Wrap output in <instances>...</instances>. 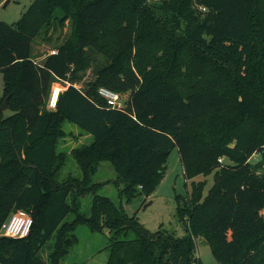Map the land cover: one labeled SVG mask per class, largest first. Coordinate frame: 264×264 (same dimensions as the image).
I'll return each instance as SVG.
<instances>
[{"label": "trees", "instance_id": "trees-1", "mask_svg": "<svg viewBox=\"0 0 264 264\" xmlns=\"http://www.w3.org/2000/svg\"><path fill=\"white\" fill-rule=\"evenodd\" d=\"M67 21L56 52L36 61L35 39ZM90 48L108 62L82 89ZM0 70V106L9 97L14 112L0 110V229L20 209L33 218L28 237H0V264H61L81 223L115 231L108 264H203L199 237L219 264H264V169L250 162L264 155V0H34L0 21ZM58 81L69 85L49 110ZM100 87L128 94L125 106L109 107ZM68 122L94 139L70 152L82 175L62 179ZM174 148L188 180L214 173L207 195V181H193L179 203L185 237L149 232L94 192L106 161L128 199L152 195Z\"/></svg>", "mask_w": 264, "mask_h": 264}, {"label": "rangeland", "instance_id": "rangeland-1", "mask_svg": "<svg viewBox=\"0 0 264 264\" xmlns=\"http://www.w3.org/2000/svg\"><path fill=\"white\" fill-rule=\"evenodd\" d=\"M33 1L0 0V21L10 24L17 22ZM162 1L149 0V3L158 5ZM70 32L71 24L67 21L65 27L56 28L51 32V36L48 37L46 33H43L37 37L32 50L36 61L42 62L47 54L54 50L56 45L63 41ZM89 56L91 60L90 68L82 72L80 76H83V79L76 82V85L82 89L87 82L95 77V70L108 62L103 54L92 48L89 49ZM58 82L66 86L65 83ZM3 93L4 75L0 70V97L3 96ZM127 98H129V95L124 94L123 99ZM2 112L4 117H9L14 113L10 108ZM64 127L67 133L71 131L73 135H66L58 144V151L67 154L66 164L60 170L59 176L62 179L69 176L80 177L82 171L70 152L76 147L91 143L94 137L90 133L83 132L79 126L72 123L68 122ZM250 162L264 169V155L262 153H255ZM118 179L112 164L106 161L101 163L97 170L91 174V182L97 184L94 192L99 196L108 197L112 201L117 214L128 218L135 217L138 223L149 232L161 231L182 238L187 235V231L179 216V203L184 202L191 194L193 181H207L204 196L207 195L214 183V173L208 176L198 175L194 179L188 180L184 174L179 151L174 148L169 155L163 179L152 195L147 196L145 193L140 192L128 199L122 191L124 183L122 181L118 182ZM93 196L94 193L91 192L81 198V214L85 216L92 215ZM74 216V214L70 215L68 220L72 221ZM70 234L77 236L78 241L62 257L61 264H108L109 246L113 241V237H115L114 230L105 226L101 231H94L86 223H81ZM133 235L134 233L130 234V236ZM196 245L197 256L203 264H219L209 242L205 238H197ZM45 258H47V255Z\"/></svg>", "mask_w": 264, "mask_h": 264}, {"label": "built area", "instance_id": "built-area-1", "mask_svg": "<svg viewBox=\"0 0 264 264\" xmlns=\"http://www.w3.org/2000/svg\"><path fill=\"white\" fill-rule=\"evenodd\" d=\"M55 52L56 51H53L52 53ZM63 83H65L66 86L60 84L59 82L53 85L49 95L47 109H57L60 96L66 89L67 85H69L67 81H63ZM98 93L106 100L109 107L123 108L125 106V100L123 99V96L112 89H109L107 87H100ZM32 226L33 218L31 214L24 209H20L16 212H13L10 217L3 223L0 229V237L5 236L16 239L26 238L30 235Z\"/></svg>", "mask_w": 264, "mask_h": 264}, {"label": "water", "instance_id": "water-1", "mask_svg": "<svg viewBox=\"0 0 264 264\" xmlns=\"http://www.w3.org/2000/svg\"><path fill=\"white\" fill-rule=\"evenodd\" d=\"M8 2H9V1H8ZM8 100H9V97H7V98L4 100V102L1 104V106H0V110H1V111H4V110H6V109L9 108Z\"/></svg>", "mask_w": 264, "mask_h": 264}, {"label": "crops", "instance_id": "crops-1", "mask_svg": "<svg viewBox=\"0 0 264 264\" xmlns=\"http://www.w3.org/2000/svg\"><path fill=\"white\" fill-rule=\"evenodd\" d=\"M53 51H56V49L50 51L48 54L52 53ZM55 84H57V82H55ZM67 135H73V133L71 131H68Z\"/></svg>", "mask_w": 264, "mask_h": 264}]
</instances>
